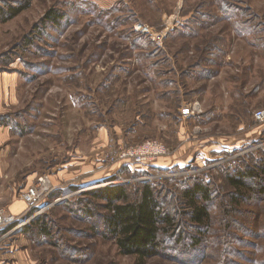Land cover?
Segmentation results:
<instances>
[{"label":"rangeland","instance_id":"obj_1","mask_svg":"<svg viewBox=\"0 0 264 264\" xmlns=\"http://www.w3.org/2000/svg\"><path fill=\"white\" fill-rule=\"evenodd\" d=\"M52 10L58 21H41ZM0 73L18 81L0 113L14 136L5 172L19 197L31 183L43 194L0 230V264H264V197L234 203L227 183L264 153V0H0ZM196 183L210 225L182 256ZM144 184L178 225L140 261L99 219L101 191L133 201Z\"/></svg>","mask_w":264,"mask_h":264},{"label":"trees","instance_id":"obj_2","mask_svg":"<svg viewBox=\"0 0 264 264\" xmlns=\"http://www.w3.org/2000/svg\"><path fill=\"white\" fill-rule=\"evenodd\" d=\"M25 7L9 8L2 13V22L15 18ZM55 11H48L41 21H58ZM227 183L233 189L232 201L236 203L244 198L245 194L255 197H264V153L255 168L238 170L234 175L227 177ZM97 195V194H96ZM101 196L107 200L104 206L106 213L100 216V224L104 234L110 236L116 244L119 254L127 257H135L144 261L156 255L162 249L164 240L159 239L165 234L171 238V230L178 224L174 223L172 215L165 212L157 201L153 189L149 185L140 188L139 196L130 201L122 187H113L101 191ZM187 202L191 222L195 225L191 234L189 251L193 254L205 235L210 225L209 206L212 204V195L205 185L196 183L183 193ZM211 200V201H210ZM85 213L91 216V210ZM43 221V220H40ZM95 230V229H94ZM40 231L46 233V227L42 223ZM163 238V239H164ZM170 241V240H169ZM182 232L177 236V242L181 243ZM204 247H201L202 250ZM201 252H198L200 254Z\"/></svg>","mask_w":264,"mask_h":264},{"label":"crops","instance_id":"obj_3","mask_svg":"<svg viewBox=\"0 0 264 264\" xmlns=\"http://www.w3.org/2000/svg\"><path fill=\"white\" fill-rule=\"evenodd\" d=\"M17 88L16 78L0 73V113L5 112L9 107L17 106ZM13 137L7 128L0 126V208L17 217L25 211L26 207L21 197L18 196L15 182L11 183L12 179L8 178L5 172L6 167L10 165L7 148L11 147ZM30 185L22 188L21 193L29 189Z\"/></svg>","mask_w":264,"mask_h":264},{"label":"built area","instance_id":"obj_4","mask_svg":"<svg viewBox=\"0 0 264 264\" xmlns=\"http://www.w3.org/2000/svg\"><path fill=\"white\" fill-rule=\"evenodd\" d=\"M147 29L143 30V32H148ZM142 31V30H141ZM182 114L183 115H188L189 114V109H182ZM255 118L257 120L263 121L264 120V111L258 112L255 115ZM39 182H44L42 179H40ZM48 192V191H47ZM43 194L41 192H37V190L33 189L30 187V189L27 192L22 193L21 199L24 202L26 206V210H29L28 212L32 211L36 207L39 206L40 201L43 199ZM16 221V217L13 215H10L8 213H5L4 211H0V230L13 222Z\"/></svg>","mask_w":264,"mask_h":264}]
</instances>
